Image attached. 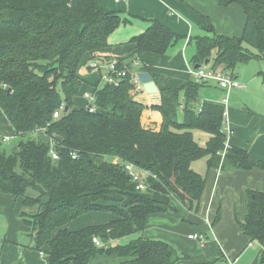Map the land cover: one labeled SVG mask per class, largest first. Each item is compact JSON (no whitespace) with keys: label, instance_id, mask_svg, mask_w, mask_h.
<instances>
[{"label":"trees","instance_id":"1","mask_svg":"<svg viewBox=\"0 0 264 264\" xmlns=\"http://www.w3.org/2000/svg\"><path fill=\"white\" fill-rule=\"evenodd\" d=\"M216 1L222 7L242 8L243 34L237 38L213 31L192 38L197 50L192 61L196 66L210 60L214 69L234 76L237 64L257 57L246 45L264 57V0ZM127 23L120 13L107 11L104 0H0V108L21 138L11 154L0 151V192L22 203L20 215L31 228L34 250L44 252L47 264L193 261L162 240L112 242L142 234L150 216L167 211L169 203L158 201L151 191L177 195L199 211L206 175L196 172L193 164L206 157L209 169L264 171V159L254 162L238 147H232L222 162L219 153L228 138L225 106L205 101L199 107V92L206 84L191 80L183 87L160 90V104L153 109L161 113L162 125H144L146 106L134 96L133 65L147 53L165 55L183 39L159 21L131 38L126 43L129 50L115 59L120 70L129 71L128 77L116 85L101 77L93 89L84 91L80 69L86 65L100 72L104 62L113 61L103 59L102 52ZM139 71L149 70L142 66ZM152 76L157 82L158 76ZM260 77L264 84V73ZM87 92L96 96L95 112L87 108ZM80 98L85 106L77 105ZM194 131L210 135L205 146L195 141ZM53 148L58 160L51 155ZM115 158L118 163L110 162ZM124 163L150 173L146 192L136 189ZM99 212L115 219L102 226L69 229L81 216ZM220 219L219 210L213 224ZM237 221L248 239L264 243V191L248 192L245 220ZM94 237L104 246L98 247ZM261 260L264 264V251Z\"/></svg>","mask_w":264,"mask_h":264},{"label":"crops","instance_id":"2","mask_svg":"<svg viewBox=\"0 0 264 264\" xmlns=\"http://www.w3.org/2000/svg\"><path fill=\"white\" fill-rule=\"evenodd\" d=\"M104 6L107 11L120 13L128 23L122 25L110 37L111 47L102 52L103 59L115 60L123 56L129 50L126 43L134 36L144 33L153 21H159L183 36V41L175 43L165 55L147 53L138 61V65H133V74L139 73V68L145 66L150 74L158 76L157 82L154 80L158 88L157 94L143 92L134 95L137 101L146 106L142 116L144 125L153 129H158L163 122L161 113L153 109L154 105L160 104V90L179 88L191 80L196 81L191 71L195 68L192 60L197 50L190 40L210 36L213 31L240 38L246 24V15L241 7H222L216 0H104ZM210 64L212 66V62ZM79 74L85 81L84 91L93 89L101 79V72L90 71L86 65L80 69ZM240 76L234 74L246 87L231 93L222 91L215 84L203 86L199 92V107L205 101L224 105V131L226 134L230 130L233 131V135L228 138L229 145L246 150L251 160L258 162L264 159V84L261 77L241 79ZM248 81L251 82L250 85ZM77 103L79 107L86 105L83 98ZM181 116L183 120V115ZM18 138L20 139V136L16 134L0 108V151L5 152L2 150L4 143ZM208 140L209 138L204 144ZM209 164V157L193 164L196 172L206 175V186L199 211H193L191 206L177 195L167 197L151 191L158 201L169 203L167 211L150 216L145 231L135 236L170 243L179 254L193 260H182L178 264H215L211 257L216 245L219 246L222 256L230 257L220 239L225 242L227 235L237 237L242 233L236 219L240 222L245 220L248 192L264 191L263 170L209 169ZM0 206V264H17L20 261H24V264H47L44 252L34 250L35 242L31 236V228L20 215L22 203L0 192ZM219 210L221 219L214 225ZM84 217L89 220L83 222ZM114 219L109 213H89L71 223L69 229L77 231L90 226H102ZM79 221H82L81 225L74 228L73 224ZM227 226L230 228L229 233L225 229ZM195 234L206 236L204 245L198 241L195 244L196 240L189 238ZM186 237L192 245H197V248L193 249L190 245L188 247ZM112 243L116 245L118 241ZM251 244L248 246L252 247ZM225 258L228 264L229 258ZM234 261L236 264L237 258Z\"/></svg>","mask_w":264,"mask_h":264},{"label":"rangeland","instance_id":"3","mask_svg":"<svg viewBox=\"0 0 264 264\" xmlns=\"http://www.w3.org/2000/svg\"><path fill=\"white\" fill-rule=\"evenodd\" d=\"M180 41H183V40L181 39ZM245 47L257 57L251 59L250 61H248L246 63L237 64L233 73L235 75L236 74L241 75L240 76L241 79H243V78L244 79H247V78L259 79L260 74L264 73V57L259 55L260 52L257 49H255L251 46H248V45H246ZM100 72H101V77L103 80V78L108 75V71L106 70V68L104 66H102V70ZM261 80H258V82H260ZM248 82H249L248 85H250L251 82L250 81H248ZM215 86L220 88L217 84H215ZM222 91H225V90H222ZM181 115H183L182 112H179V120L180 121H182ZM194 137H195V141L199 145H202V146L206 145L204 143H205V140L207 138L210 139L209 134L201 132V131H194ZM20 140H21V138L20 139L18 138L15 141L11 140L10 142H8L6 144L4 143L2 150L5 151V153H7V154H11L14 151V149L16 148V146L20 143ZM110 162L116 164L119 161L116 159H111ZM202 175H205V174H202ZM151 195H154V194H151ZM91 218H93V217H91ZM88 220H89V218H87V217H84L82 219L83 222H87ZM82 221L74 223L73 224L74 228H76V226H78V225H81ZM91 221H94V220H91ZM236 221H237V219H236ZM225 229L227 230L226 232L229 233L230 228L227 226V227H225ZM241 234L239 233L237 235V237L232 236V235L231 236L227 235L228 239H226L225 242L220 239V243L225 248L227 253L230 254V257L226 256V255L222 256V252H221L219 246L216 245L215 249L213 250L214 254L211 257V258H213V262L215 264H227V260L225 257L229 258L228 262L229 261L232 262L235 260V258H237L236 264H261L262 263L261 259H262V254L264 251V243H262L261 241L250 240L243 233H241ZM135 236L136 235H132V236L126 237L122 240H119L118 244L125 245V244L131 242L132 240L136 239ZM187 237L185 238L186 243H187L186 245L188 247H189V245L192 246L193 249L197 248V245H192V243H190V241L188 240ZM196 242L197 241H195V244H197ZM250 243H252V245H253L252 247L248 246Z\"/></svg>","mask_w":264,"mask_h":264},{"label":"built area","instance_id":"4","mask_svg":"<svg viewBox=\"0 0 264 264\" xmlns=\"http://www.w3.org/2000/svg\"><path fill=\"white\" fill-rule=\"evenodd\" d=\"M118 62L116 60L104 62L102 66L106 68L108 71V75L103 78V82H106L108 84L116 85L118 81H120L122 78L128 77L129 71L127 69L120 70L118 68ZM138 65V62H137ZM192 75L196 79L197 82L203 83V84H217L222 90L227 91L228 93H231L233 90H242L246 87V85L242 82H239L233 74H231L228 71H224L223 69L216 70L214 69L211 64L208 66H205L202 64V67L200 69H192L191 71ZM132 82L135 85V94L138 95L139 93H143L144 88L143 85L139 83L137 74H134ZM6 88V86H4ZM84 99L87 101V108L91 112H95L97 110L95 101L96 96L94 93L87 92L84 95ZM64 106L61 107V110ZM60 114V111L55 113V118H58ZM233 135V131L230 130L227 134L228 138L229 136ZM228 138L225 143L224 150L219 153V155L222 158V162L225 159L226 154L228 151L232 148L228 143ZM51 155L54 160L59 159V155L57 151L53 148L51 150ZM77 155L73 154V159H76ZM124 170L128 173V175L132 178V180L136 183V189L141 192H146L148 190V186L145 183V180L150 176V173L140 169L138 166H136L133 163H124ZM206 236L203 234H195L189 236L191 240H196L202 245L206 242ZM93 242L98 247H103L104 244L99 240V238L94 237ZM252 245V244H251ZM228 264H235V261L228 262Z\"/></svg>","mask_w":264,"mask_h":264},{"label":"water","instance_id":"5","mask_svg":"<svg viewBox=\"0 0 264 264\" xmlns=\"http://www.w3.org/2000/svg\"><path fill=\"white\" fill-rule=\"evenodd\" d=\"M210 64V60H207L205 62V66H208ZM202 67V65H196L195 69H200ZM137 77L139 80V83L143 85L144 91L147 94H157L158 93V88H157V84L154 81V78L152 76V74H150L149 72H139L137 73ZM11 89H8V93H11Z\"/></svg>","mask_w":264,"mask_h":264}]
</instances>
